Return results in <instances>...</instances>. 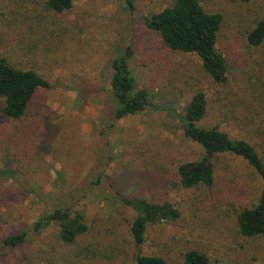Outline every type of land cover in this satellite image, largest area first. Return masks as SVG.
Instances as JSON below:
<instances>
[{
	"label": "rangeland",
	"instance_id": "1",
	"mask_svg": "<svg viewBox=\"0 0 264 264\" xmlns=\"http://www.w3.org/2000/svg\"><path fill=\"white\" fill-rule=\"evenodd\" d=\"M172 0H74L67 11L44 0H0V55L50 83L38 88L25 116L3 114L0 99V264H134L129 233L134 213L119 194L142 195L179 209L176 220L149 225L142 251L179 264L190 248L212 264H264V236L246 237L236 213L256 203L260 179L239 157L223 155L211 188H185L176 167L202 154L184 137L181 113L196 89L207 100L206 125L250 141L264 157V41L247 33L264 16V0H199L218 12L216 49L226 81L213 82L194 53L164 46L144 20ZM130 45L129 67L153 104L118 120L111 116L109 61ZM79 211L87 231L73 243L50 223L34 222L54 207ZM26 232L6 248L2 238Z\"/></svg>",
	"mask_w": 264,
	"mask_h": 264
},
{
	"label": "trees",
	"instance_id": "2",
	"mask_svg": "<svg viewBox=\"0 0 264 264\" xmlns=\"http://www.w3.org/2000/svg\"><path fill=\"white\" fill-rule=\"evenodd\" d=\"M74 0H44L48 10L62 13L70 9ZM249 1V0H239ZM136 0H124L126 8L133 11ZM222 17L218 12L204 9L199 0H172L161 10L150 13L144 20L147 28L160 36L164 46L174 51L194 53L203 72L215 83L226 81L227 65L216 49ZM247 42L257 46L264 41V16L247 33ZM133 55L130 45L117 49L109 61V86L112 96L111 116L118 120L146 108L160 109L153 104L146 87H139L129 67ZM48 88L50 83L32 68L15 66L0 55V99L4 101L3 114L11 119L26 115L29 103L38 88ZM181 125L185 138L202 149L196 160L180 162L176 167L179 183L185 188H211L215 183L214 169L223 155L229 154L243 160L260 179V191L256 203L236 213L239 232L246 237L264 236V157L255 146L243 138H233L219 125H206L207 100L202 89H196L181 113L171 111ZM122 205L134 215L130 220L129 233L135 248L134 264H168L159 254H146L142 248L147 227L176 220L180 211L169 202H154L142 195L119 194ZM54 223L58 236L65 243H73L88 227L83 215L69 206L54 207L43 214L33 227L35 230ZM26 232L10 233L2 238L6 248H13L26 241ZM179 264H212L202 250L190 248L183 252Z\"/></svg>",
	"mask_w": 264,
	"mask_h": 264
}]
</instances>
